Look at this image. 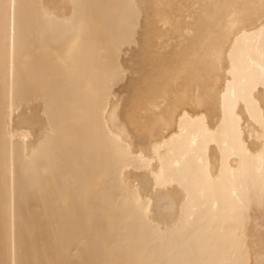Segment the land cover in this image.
<instances>
[{
	"label": "bare ground",
	"instance_id": "6f19581e",
	"mask_svg": "<svg viewBox=\"0 0 264 264\" xmlns=\"http://www.w3.org/2000/svg\"><path fill=\"white\" fill-rule=\"evenodd\" d=\"M0 264H264V0H0Z\"/></svg>",
	"mask_w": 264,
	"mask_h": 264
}]
</instances>
